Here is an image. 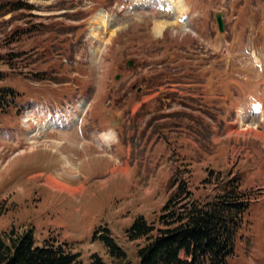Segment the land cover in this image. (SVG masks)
<instances>
[{
    "label": "rangeland",
    "instance_id": "1",
    "mask_svg": "<svg viewBox=\"0 0 264 264\" xmlns=\"http://www.w3.org/2000/svg\"><path fill=\"white\" fill-rule=\"evenodd\" d=\"M20 1L0 10V57L14 53L0 60V87L18 94L0 116V232L32 228L37 244L63 245L88 264L93 252L108 259L92 239L107 226L135 263L142 241L124 231L139 214L157 215L173 174L201 198L213 192L204 179L237 174L255 199L230 264H264V103L256 126L244 122L264 93V0H179L181 19L168 13L171 0L164 11V0ZM102 11L113 33L97 39ZM159 21L171 24L158 31ZM42 71L57 80H39ZM167 72L173 79L156 84ZM170 91L177 98L158 109L153 97ZM210 95L220 98L210 104ZM212 105L219 123L202 111ZM107 127L117 132L108 147L113 134L99 135ZM127 149L119 183H102ZM80 181L90 183L81 193Z\"/></svg>",
    "mask_w": 264,
    "mask_h": 264
},
{
    "label": "trees",
    "instance_id": "2",
    "mask_svg": "<svg viewBox=\"0 0 264 264\" xmlns=\"http://www.w3.org/2000/svg\"><path fill=\"white\" fill-rule=\"evenodd\" d=\"M25 5L31 10L32 5ZM23 7L20 0L0 2V10L6 13ZM66 39H60L55 46L58 49L67 46ZM7 56L13 57L14 53ZM8 57L1 56L0 60L4 62ZM167 73L165 79L155 83L173 79L174 76ZM34 75L39 80L57 78L51 71ZM17 95L10 86L0 87V116L16 106ZM153 98L159 109L170 107L177 96L170 91ZM202 111L209 112L208 109ZM215 175V183L210 177L204 179L209 182L205 184L213 186V192L203 198L194 196L188 180L175 174L169 178L168 196L157 215L148 220L139 214L124 231L128 241H142L136 244L135 263L110 229L98 226L92 233V239L104 245L108 259L93 252L88 264H230L236 254L239 231L246 223L248 209L255 198L244 188L237 174L225 180L220 173ZM0 264H82V261L78 253L66 250L63 245H55L49 240L37 244L32 228L22 231L11 228L0 232Z\"/></svg>",
    "mask_w": 264,
    "mask_h": 264
},
{
    "label": "bare ground",
    "instance_id": "3",
    "mask_svg": "<svg viewBox=\"0 0 264 264\" xmlns=\"http://www.w3.org/2000/svg\"><path fill=\"white\" fill-rule=\"evenodd\" d=\"M165 2H166V0L164 1V3ZM171 3H172L171 8L167 7L168 13L171 15L173 12H175L177 19L183 18L185 16V12H186L184 7H183L184 4L182 5L179 0H171ZM165 14H167V13H165ZM93 24H94L93 25V33L95 34L97 39H102L104 37L103 34L105 35L106 33H109V34L113 33V30L110 29V26L108 25V22L105 18V14L103 11L100 13H97V15L93 21ZM170 24L171 23L169 21H159L156 24V28L158 31H162L166 26H168V25L170 26ZM101 30H105V31L107 30V32L103 31V33H102ZM241 120H242V117H241ZM35 124H36V122H35ZM106 132L112 133L110 131H103L99 135L101 136L103 133H106ZM102 136L105 137L106 139L111 137L108 133L103 134ZM102 143H104V142H102ZM100 145H102V144H100ZM103 146H105V145H103Z\"/></svg>",
    "mask_w": 264,
    "mask_h": 264
},
{
    "label": "crops",
    "instance_id": "4",
    "mask_svg": "<svg viewBox=\"0 0 264 264\" xmlns=\"http://www.w3.org/2000/svg\"><path fill=\"white\" fill-rule=\"evenodd\" d=\"M128 154L124 155L123 156V160L119 161L117 164H114V165H111L110 169H109V176L105 179L102 180V183L104 184H109V183H113L115 181V183H119V179L123 177V172L121 173V171H118V167L121 166V164H129L128 163ZM127 168V166L125 167ZM128 169V168H127ZM127 172V175L126 176H130V173L128 170H126ZM53 177V176H52ZM55 179V178H54ZM45 182H42V183H46V178L44 180ZM55 181V180H54ZM57 181V180H56ZM58 183H66V182H61V181H57ZM69 183V182H67ZM74 183V187H76V189H79V192L81 193L83 191V188H85L88 184L90 183H85L84 181H80V182H73Z\"/></svg>",
    "mask_w": 264,
    "mask_h": 264
},
{
    "label": "water",
    "instance_id": "5",
    "mask_svg": "<svg viewBox=\"0 0 264 264\" xmlns=\"http://www.w3.org/2000/svg\"><path fill=\"white\" fill-rule=\"evenodd\" d=\"M215 17H216V20H217L218 29L220 31H223V29H224V22L222 20L221 13L218 12ZM127 64L128 65H132V61H128ZM118 77H119V75H116V78H118Z\"/></svg>",
    "mask_w": 264,
    "mask_h": 264
}]
</instances>
